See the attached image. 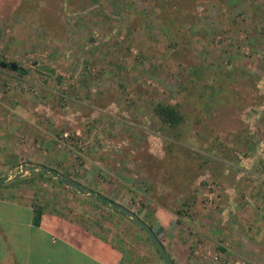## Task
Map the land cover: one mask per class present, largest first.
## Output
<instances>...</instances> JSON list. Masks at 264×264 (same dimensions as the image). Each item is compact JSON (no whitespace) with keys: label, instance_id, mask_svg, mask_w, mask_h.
I'll list each match as a JSON object with an SVG mask.
<instances>
[{"label":"rangeland","instance_id":"374dc122","mask_svg":"<svg viewBox=\"0 0 264 264\" xmlns=\"http://www.w3.org/2000/svg\"><path fill=\"white\" fill-rule=\"evenodd\" d=\"M0 60L17 66L0 65V175L21 172L7 191L126 218L159 264L93 192L172 211L187 264H264V0H0ZM60 244L47 264H90Z\"/></svg>","mask_w":264,"mask_h":264},{"label":"crops","instance_id":"0c3cea01","mask_svg":"<svg viewBox=\"0 0 264 264\" xmlns=\"http://www.w3.org/2000/svg\"><path fill=\"white\" fill-rule=\"evenodd\" d=\"M3 183H0V264H47L45 259L49 258L48 254L52 253L51 248L55 249L53 245L57 242L61 243L60 248H65L69 254L71 251L77 252L80 258L90 264L160 263L153 248L146 244L144 234L139 230L137 232L135 226H132V229H136L137 237L131 241L128 239L129 222L126 218L119 219L113 216L107 218L104 215L94 218L83 214L70 219L62 217L55 211L47 212L43 206H38L40 216L35 223L33 217L37 207L33 208L31 205L30 193L12 194L6 190L7 187L2 186ZM134 212L158 235L173 264L188 263L185 249L187 244L176 233L178 222L172 211L157 206L150 216L144 217L139 210ZM117 220L122 222L119 230L122 231L120 235L124 236L121 238L118 234L114 240L109 234ZM32 240L40 242L46 250L50 249L49 253H38L43 257L40 263L39 256L36 257L39 245L38 243L37 247L32 245Z\"/></svg>","mask_w":264,"mask_h":264},{"label":"water","instance_id":"95a60500","mask_svg":"<svg viewBox=\"0 0 264 264\" xmlns=\"http://www.w3.org/2000/svg\"><path fill=\"white\" fill-rule=\"evenodd\" d=\"M0 65L1 66H9L11 68H17V66L14 62H5V61L0 60ZM20 174H21V172L17 171L11 177H6L4 175H0V183L8 181L14 177H17ZM56 175H57V178L59 180H61L65 185L72 186V187L76 188L77 190H85L86 189L84 186H82L81 184H79L75 180L65 178L59 174H56ZM93 195L95 197L99 198L100 200H103L102 194L93 192ZM104 205L109 206L111 208H117V209L121 210L124 214L130 216L131 219L145 231L148 238L150 239L152 244L155 246L157 253L159 254L163 263L164 264H173L171 262L170 258L168 257V255L166 254L164 247H163L160 239L158 238V235L153 231V229L151 228V226L148 223H146L140 216H138V214L136 212L127 208L123 204L112 201V200L104 201Z\"/></svg>","mask_w":264,"mask_h":264},{"label":"trees","instance_id":"16d2710c","mask_svg":"<svg viewBox=\"0 0 264 264\" xmlns=\"http://www.w3.org/2000/svg\"><path fill=\"white\" fill-rule=\"evenodd\" d=\"M154 113L159 117L162 122H166L170 126H176L180 118V113L176 107L169 103L157 102L154 105ZM54 174H57L56 170H51ZM102 201H108L107 197L103 196ZM40 211L36 210L34 213L33 221L35 223L39 220Z\"/></svg>","mask_w":264,"mask_h":264},{"label":"built area","instance_id":"2783aa9c","mask_svg":"<svg viewBox=\"0 0 264 264\" xmlns=\"http://www.w3.org/2000/svg\"><path fill=\"white\" fill-rule=\"evenodd\" d=\"M241 264H243V262Z\"/></svg>","mask_w":264,"mask_h":264}]
</instances>
